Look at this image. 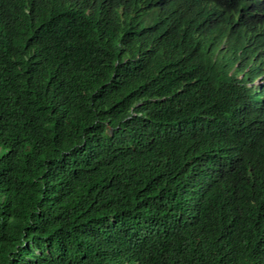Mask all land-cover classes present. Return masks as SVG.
Returning a JSON list of instances; mask_svg holds the SVG:
<instances>
[{
  "label": "trees",
  "instance_id": "16d2710c",
  "mask_svg": "<svg viewBox=\"0 0 264 264\" xmlns=\"http://www.w3.org/2000/svg\"><path fill=\"white\" fill-rule=\"evenodd\" d=\"M37 1L0 0V264H264V106L230 67L264 61L231 28L264 0ZM224 121L244 157L188 138Z\"/></svg>",
  "mask_w": 264,
  "mask_h": 264
},
{
  "label": "clouds",
  "instance_id": "9594fccd",
  "mask_svg": "<svg viewBox=\"0 0 264 264\" xmlns=\"http://www.w3.org/2000/svg\"><path fill=\"white\" fill-rule=\"evenodd\" d=\"M44 4L46 6H44ZM49 4L52 5V3H50V0H45V2L43 0H38L36 8L37 10L43 8L41 11H44V9ZM112 7L115 8L114 5H112ZM193 21H195V19L187 17L184 23H191ZM231 28L233 35L237 36L236 39L234 38L233 45H235L238 40L242 38H248L252 34L257 33L260 40V46H262L261 50L258 52H260L264 56V27L261 30H256L243 28L242 26L237 24V27L231 26ZM196 34L200 36L201 39L205 40V43L207 45L213 46L215 44L212 35L210 33H206L203 30L202 24H198L196 26ZM219 48V45L216 46V48H214L213 50L214 53ZM230 67L233 80L237 84H241L242 86H244L240 99L244 103L249 104L247 96L248 94H250L256 100H258L261 105L264 106V61H256L254 63L252 61L251 63V59H249L242 65H235ZM243 78L247 79L242 80ZM209 127L210 129L207 132L205 131V127L195 123L188 138H193L195 140L201 139V143L203 145H205L206 143L212 144L218 150L216 153H214L215 155L225 154L232 157L235 156L238 152V154H240V151L244 148L241 144L247 146L254 136L249 127H244L239 122L224 121L220 129L212 128L211 124H209ZM187 134L188 133H186V135ZM240 156L244 157V155L242 154H240Z\"/></svg>",
  "mask_w": 264,
  "mask_h": 264
},
{
  "label": "bare ground",
  "instance_id": "6f19581e",
  "mask_svg": "<svg viewBox=\"0 0 264 264\" xmlns=\"http://www.w3.org/2000/svg\"><path fill=\"white\" fill-rule=\"evenodd\" d=\"M134 89V88H133Z\"/></svg>",
  "mask_w": 264,
  "mask_h": 264
}]
</instances>
